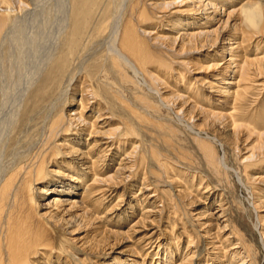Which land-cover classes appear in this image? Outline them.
I'll list each match as a JSON object with an SVG mask.
<instances>
[{"label":"bare ground","instance_id":"obj_1","mask_svg":"<svg viewBox=\"0 0 264 264\" xmlns=\"http://www.w3.org/2000/svg\"><path fill=\"white\" fill-rule=\"evenodd\" d=\"M263 97L264 0H0V264H260Z\"/></svg>","mask_w":264,"mask_h":264},{"label":"rangeland","instance_id":"obj_2","mask_svg":"<svg viewBox=\"0 0 264 264\" xmlns=\"http://www.w3.org/2000/svg\"><path fill=\"white\" fill-rule=\"evenodd\" d=\"M47 43H48V41H46ZM43 43V44H42ZM42 43H41V47L42 46H44V44H47V43H44L43 41H42ZM31 46V47H30ZM47 46V45H46ZM31 49H32V45H30L29 44V47H28V45L26 46V58H28V53L27 52H30L31 51ZM43 50V49H42ZM41 49H40V51H42ZM29 62V61H28ZM28 62H26V64L28 63ZM29 65V64H28ZM26 68H27V66H26ZM262 99H263V101H262ZM261 99V102H264V97ZM67 108V107H66ZM65 108V109H66ZM68 109V108H67ZM66 109V110H67ZM65 110V111H66ZM150 130H153L154 132H152L153 133V135L155 134V136L156 135H158L159 133L155 130V129H153V128H150ZM155 131H156V133H155ZM32 133V131H28L27 132V134L26 135H28V137H29V135ZM27 136H26V138H28ZM150 138V137H149ZM26 141H27V139H26ZM156 142H159V141H154L153 142V144H155L156 146H159L158 144L159 143H156ZM160 146H161V143H160ZM217 150H218V152H219V155H221V157H223V153H224V150H222L221 148H217ZM233 155L231 154V152H227L226 151V158L230 161V162H233L232 160H234V156L232 157ZM232 179V182H231V184H232V187H233V185H234V183H235V179L234 178H231ZM226 197H227V199H228V201L230 202V208H231V210H233L232 211V213L233 212H235L234 214H238V216L239 217H237L236 216V219H235V221H236V223H238V224H241V225H239V226H241L242 228H244V230H243V232L245 233V234H247V239L252 243V245L254 246V250H255V252H256V254H257V256L261 259V261H260V264H264V250H263V248H261L262 246H261V243H260V237H259V235L256 233V231H254L253 230V228H252V224H253V222H254V220H255V216H254V213H253V206H252V202H251V200L249 199V197L245 194V193H243L242 191H240L238 188H233V191H231V192H227L226 191ZM237 203V205H236V203ZM240 204H239V203ZM242 205V206H241ZM240 209H238V208ZM238 209V210H237ZM236 210V211H235ZM239 211V212H238ZM242 213V215H240L241 213ZM241 216V217H240ZM243 217V218H242ZM242 218V219H241ZM238 219V220H237ZM240 219V220H239ZM245 223V224H244ZM244 224V225H243ZM245 227H246V229H245ZM154 258V256H151L150 257V260L151 259H153ZM149 261V260H148Z\"/></svg>","mask_w":264,"mask_h":264}]
</instances>
